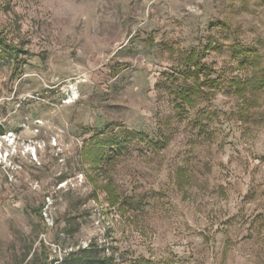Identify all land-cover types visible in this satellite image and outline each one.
I'll use <instances>...</instances> for the list:
<instances>
[{
	"label": "rangeland",
	"instance_id": "obj_1",
	"mask_svg": "<svg viewBox=\"0 0 264 264\" xmlns=\"http://www.w3.org/2000/svg\"><path fill=\"white\" fill-rule=\"evenodd\" d=\"M0 40V264H264V0H0Z\"/></svg>",
	"mask_w": 264,
	"mask_h": 264
},
{
	"label": "trees",
	"instance_id": "obj_2",
	"mask_svg": "<svg viewBox=\"0 0 264 264\" xmlns=\"http://www.w3.org/2000/svg\"><path fill=\"white\" fill-rule=\"evenodd\" d=\"M0 44H2V41L0 40ZM0 49H1V46H0ZM11 51L13 52H17V49L16 48H11ZM255 59V58H254ZM205 68V67H204ZM197 72V70H196ZM196 72H189L188 74L191 76V77H195V73ZM198 73V72H197ZM197 76V75H196ZM261 87H264V79L262 81H260V84H257L255 86L256 89H259ZM190 97V95L188 96H185L184 99L185 100H188V98ZM190 99V98H189ZM3 133V130L2 128L0 127V134ZM106 146H110V147H113V146H119V143L117 142H109L108 144H105ZM84 155L85 156H90L92 158V162L93 164H99L100 162L104 161L105 159V154L100 152V150L98 149H95V148H92L90 150L88 149H84ZM110 194L113 195V192L112 191H109ZM113 202L114 203H117L118 202V196L117 195H113ZM101 263V262H100ZM107 264V263H105Z\"/></svg>",
	"mask_w": 264,
	"mask_h": 264
},
{
	"label": "built area",
	"instance_id": "obj_3",
	"mask_svg": "<svg viewBox=\"0 0 264 264\" xmlns=\"http://www.w3.org/2000/svg\"><path fill=\"white\" fill-rule=\"evenodd\" d=\"M9 137H10V135H8V136H3L2 138H4L5 140H7ZM0 144H2L1 141H0ZM1 159H2V153H1V151H0V163H1ZM10 179H12V178L10 177Z\"/></svg>",
	"mask_w": 264,
	"mask_h": 264
}]
</instances>
